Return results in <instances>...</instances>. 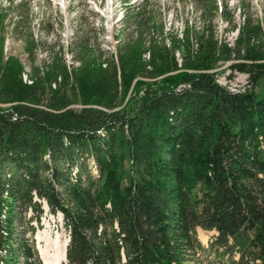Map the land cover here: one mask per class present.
<instances>
[{"label":"trees","instance_id":"trees-1","mask_svg":"<svg viewBox=\"0 0 264 264\" xmlns=\"http://www.w3.org/2000/svg\"><path fill=\"white\" fill-rule=\"evenodd\" d=\"M192 1L204 27L167 40L149 0H123L116 60L79 81L83 107L67 84L0 109V264H42L44 201L62 214L66 264H264V21L238 26L217 0ZM218 14L233 46L215 35ZM88 45L74 42L83 61ZM235 60L250 89L217 81ZM197 228L217 232L208 248Z\"/></svg>","mask_w":264,"mask_h":264},{"label":"rangeland","instance_id":"rangeland-1","mask_svg":"<svg viewBox=\"0 0 264 264\" xmlns=\"http://www.w3.org/2000/svg\"><path fill=\"white\" fill-rule=\"evenodd\" d=\"M122 1L0 0V109H8L22 102L27 92L39 85L43 86L46 94H51L67 84L70 86L72 96L75 97L70 107H83L79 81H85L84 75L86 78H92L87 75L88 73L96 79L95 73L100 67L109 74L110 65L116 60L119 42L117 35L125 28L122 22L124 18ZM142 1L144 0H130V4ZM217 4L220 9L226 7L229 17L233 18L238 26L247 18L254 21V24L264 21V0H217ZM148 9L154 13L156 24L158 26L163 24L167 40L172 33L182 38L187 25L197 31L204 27L201 19L202 10L196 8L192 0H149ZM213 25L215 35L233 46L238 30H231V25L220 14L214 17ZM83 38L89 41L84 61L80 56H76L74 48V42ZM262 38L264 39V36ZM145 47H148L147 43ZM142 57L148 65L150 53L145 51ZM176 58L181 64L182 56L179 51L176 52ZM10 60H14L20 67L18 77L11 76ZM84 62L86 66L83 70ZM234 62L239 63L243 60L227 62L213 71L219 72L217 81L233 91L250 89L248 73L232 72L228 68ZM149 69L151 67L148 65ZM16 79L17 82H22L23 89L13 87ZM95 79L89 82H94ZM140 79L152 80L145 77ZM259 86L263 91L264 80L260 81ZM43 208L45 212L40 222L32 223L35 226L33 240L42 264L43 259L36 238L39 231L47 236L50 256L60 251L70 238L63 226L62 214L54 216L49 213L45 201ZM200 230L202 229L197 228L199 240ZM202 231L206 233L207 240L201 243L208 248L217 232ZM45 245V241L41 243L42 247ZM213 257L214 254H211L208 258L213 260ZM235 259H238V256ZM209 263L208 259L203 262ZM214 263L217 264V261ZM220 264H227L226 257Z\"/></svg>","mask_w":264,"mask_h":264},{"label":"bare ground","instance_id":"bare-ground-1","mask_svg":"<svg viewBox=\"0 0 264 264\" xmlns=\"http://www.w3.org/2000/svg\"><path fill=\"white\" fill-rule=\"evenodd\" d=\"M200 232H201L200 241L205 243L207 240L206 233L202 230H200ZM36 238L39 242V251H40V255L43 259V264H63L65 262V250H66V243L68 240H66L65 245L63 246V248L60 251H57L56 253H54L50 256L48 253L47 236H45L43 232L39 231L36 235ZM44 241L46 242V245H45V247H42L41 243Z\"/></svg>","mask_w":264,"mask_h":264},{"label":"water","instance_id":"water-1","mask_svg":"<svg viewBox=\"0 0 264 264\" xmlns=\"http://www.w3.org/2000/svg\"><path fill=\"white\" fill-rule=\"evenodd\" d=\"M46 205H47V203H46ZM61 217H62V216H61ZM69 240H70V238H68V241H67V243H66V250H65V263H66V261H67V245H68Z\"/></svg>","mask_w":264,"mask_h":264}]
</instances>
